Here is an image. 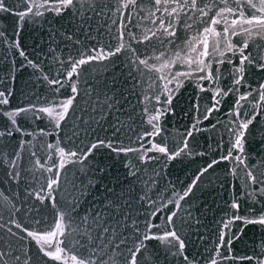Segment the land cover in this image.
Here are the masks:
<instances>
[{
	"label": "snow or ice",
	"instance_id": "6c2138e0",
	"mask_svg": "<svg viewBox=\"0 0 264 264\" xmlns=\"http://www.w3.org/2000/svg\"><path fill=\"white\" fill-rule=\"evenodd\" d=\"M0 14V264H264V0ZM213 176L228 198L205 235L191 209Z\"/></svg>",
	"mask_w": 264,
	"mask_h": 264
},
{
	"label": "water",
	"instance_id": "95a60500",
	"mask_svg": "<svg viewBox=\"0 0 264 264\" xmlns=\"http://www.w3.org/2000/svg\"><path fill=\"white\" fill-rule=\"evenodd\" d=\"M12 21L4 16V14H0V26H5L6 24H11ZM47 27V26H45ZM102 31V30H101ZM23 39L25 43H27L29 46L33 44V41L36 43H39L40 36L43 35V39L46 41L47 36L46 34L43 33H35L31 29L25 31L23 34ZM103 39L106 41L107 37H103ZM0 76H3V73L0 72ZM29 79L27 72L24 73L23 76H20L19 73L17 74V82L16 86L20 87L23 85L24 81H27ZM32 89L28 88L25 89L26 95H30ZM191 88L188 89V91L185 93V98L191 94ZM24 99V97H19L13 101V103H19L20 100ZM82 107H86V105L82 104ZM76 115L79 117L82 115L81 112H77ZM84 119H87V116L83 117ZM186 117L183 115V113L179 112L177 110L176 116L173 118L171 121V127L169 128L170 133H175L177 131H183L184 124L186 123ZM206 123V122H205ZM209 133L205 132L201 137H200V143L201 145L210 147V151L215 150V143L214 140L216 139L215 136H212L211 139H208ZM207 141V142H206ZM202 163V161H201ZM196 165H192V168L189 169V172L194 169ZM120 169L119 164H117V170ZM181 179H184L183 174H181ZM209 178H205V184L202 185V188L204 189L203 194L197 193L198 199H195V207L191 209L192 215L195 218H199L202 222V227L201 231L205 232V235H208L209 233H213L215 231V228L217 226V221L219 220L220 216L222 213L220 212V209L224 207V200L227 197V193H223V190L218 187V185L215 183V176L211 177L213 180V184L211 186L208 185L207 180ZM238 183V181H237ZM220 193V194H218ZM222 194V195H221ZM187 207V206H185ZM183 215V213H181ZM193 223H195L193 221ZM206 226V231L205 227ZM255 236L258 241L259 237V230L258 229H249L247 236L244 238L249 245H251V238ZM237 248L239 250H243V245H237Z\"/></svg>",
	"mask_w": 264,
	"mask_h": 264
}]
</instances>
